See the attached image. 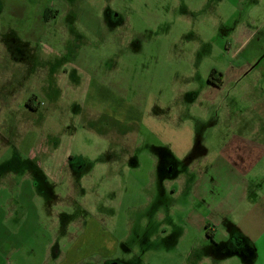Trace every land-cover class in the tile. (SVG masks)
<instances>
[{"label":"rangeland","instance_id":"rangeland-1","mask_svg":"<svg viewBox=\"0 0 264 264\" xmlns=\"http://www.w3.org/2000/svg\"><path fill=\"white\" fill-rule=\"evenodd\" d=\"M29 3L0 0V264H47L49 212L73 200L117 245L74 264H264V236L218 263L206 233L264 215V0H51L49 25Z\"/></svg>","mask_w":264,"mask_h":264},{"label":"flooded vegetation","instance_id":"flooded-vegetation-1","mask_svg":"<svg viewBox=\"0 0 264 264\" xmlns=\"http://www.w3.org/2000/svg\"><path fill=\"white\" fill-rule=\"evenodd\" d=\"M29 2H31L29 3L30 6L27 4H24L25 8L23 9H24V12H27V10L28 12L30 11L33 12L32 14L33 16H31L32 22L35 21V23H37L39 21H42L43 23L49 25L52 23L54 18L57 19V15H56L57 11L55 12L54 10H52L51 0H29ZM109 14L110 16H108V18L110 19L111 23L117 24L118 26H121L123 24V21L119 17H116L115 14H112L111 12H109ZM24 18L26 21L28 20L29 22L30 17L25 15ZM212 73H215V74L212 75ZM208 83L209 85L214 86L215 88L222 89L225 86L224 75L219 74L217 70H213L210 74ZM34 98H36L35 95L31 96L25 102L26 107L29 108V110L31 111L36 110V108L31 106V103L34 101ZM162 159H163L162 166L166 168L165 172L171 167L172 168L171 173H173L174 176H176V173H174L175 166L173 165L171 166V161L169 159H166L165 157H163ZM68 160H69L68 169H69L71 177L74 179L76 175H79L81 172H83L85 165L80 164V163L78 165L74 164L73 157H70ZM9 168L10 166L7 165L5 168H2V171H4L6 174ZM29 170L33 173H39L40 175L42 174V172L36 166L30 165ZM72 181L73 182L68 181L66 183V188H70L77 192L78 184L77 182H75V179ZM71 183H74L75 187L73 188L68 187V185H70ZM35 186H36L35 188L36 191L41 189V192H40L41 195L43 196L46 195L42 197L43 199L49 198L50 203L55 205L54 207L55 209L57 206L56 201L58 199V192H56V190L58 188L56 189L55 185H52V184L49 185L46 182V179L42 180L40 185L37 184ZM67 194H69V192ZM85 206L86 205L84 203H77L75 200H73L72 204L70 206H67L68 208H66L64 211L59 212V213L49 212V214H52L51 223L49 227H51L50 235L52 236L51 240L53 243L51 244L52 246L51 251L53 254L57 253V255L60 256L59 253L61 254L62 251H65L68 254L71 253L74 260L75 258H77L79 262L82 260H87L88 258L89 259L91 258L92 254L90 255V251L91 249H94L95 245H97L96 244L97 241H99L100 245L98 248L101 251L106 252V248L111 249L114 252L117 251L116 249L117 245L112 249V247L108 243L106 244V241L104 239L102 241L101 238L99 237L101 235V237L106 236L105 238H107V235H106L107 233L101 226V223L99 221H96L97 220L96 216L95 215L93 216L90 213V209L88 210L89 213L87 214L88 218H82V215L84 214V212L85 213L87 212V209L85 208ZM73 208L75 211H79V212L82 211V214L81 215L76 214L75 216H73L70 212L67 211V209L72 211ZM77 221L78 223H76ZM206 233H207V238L211 241L214 247L215 248L217 247V251L219 249V252H221V254H217L221 262L225 260V258L229 255L230 252L238 251V253L240 254V250L243 249V252L241 253H244V254H247V252L251 253L249 252V249L245 245L242 246V249L238 248V246L241 245V243L243 244L242 239H239L237 237H232V238H228L224 242L219 243L218 240H216L215 237H213L208 231ZM211 247L213 246L211 245ZM84 252L85 254H82ZM99 255H100V258L103 256V254L101 253H99ZM206 255H207V259H209L208 260L209 262L213 263L216 261L214 257L215 253L212 248H210V250L206 252ZM106 258L108 259L106 264H123L121 261L114 260L113 255L107 256Z\"/></svg>","mask_w":264,"mask_h":264},{"label":"crops","instance_id":"crops-1","mask_svg":"<svg viewBox=\"0 0 264 264\" xmlns=\"http://www.w3.org/2000/svg\"><path fill=\"white\" fill-rule=\"evenodd\" d=\"M259 106H261V110L262 109L264 110V103L259 104ZM262 126H264V119L259 123V127H257L254 130V132L257 135H260L262 139H264V129ZM263 218H264V215L261 213H255V214L247 213L245 217H243L244 220L242 219V222H240V224L239 222L236 223L235 221H233L231 217L227 216L226 218H224V222H226V225L229 228L228 230L229 233L225 234V236L222 235L223 236L222 240L225 241L228 238H232V237H237L239 239H242L243 244L241 243V245H239L238 248L242 249V246L245 245L249 249V252H251V253L247 252V254H244V253H241L243 252V249H242L240 250V254L238 253V251H236L233 254L239 255L240 257H242V259L244 257L247 262H252L255 260L256 258L255 243L257 239H259L260 237L262 238V236H264V219ZM210 224H211L210 222L207 224L206 230H208V232L213 237H215L218 230L216 228L209 229ZM49 250H50V253H48L46 256L47 264H74V258H71L72 257L71 253L68 254L67 252L62 251L61 254H65V259H63L60 253H59L60 256H58L57 253L56 254L52 253L51 251L52 249H49ZM225 259H227V257ZM208 260L209 259L206 258V260L204 261H208Z\"/></svg>","mask_w":264,"mask_h":264},{"label":"trees","instance_id":"trees-1","mask_svg":"<svg viewBox=\"0 0 264 264\" xmlns=\"http://www.w3.org/2000/svg\"><path fill=\"white\" fill-rule=\"evenodd\" d=\"M215 73H212V75H214Z\"/></svg>","mask_w":264,"mask_h":264}]
</instances>
